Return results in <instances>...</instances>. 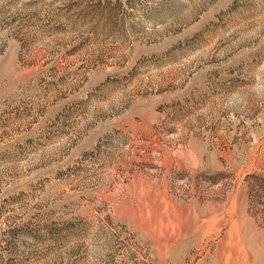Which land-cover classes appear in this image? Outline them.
Segmentation results:
<instances>
[{
  "label": "rangeland",
  "instance_id": "1",
  "mask_svg": "<svg viewBox=\"0 0 264 264\" xmlns=\"http://www.w3.org/2000/svg\"><path fill=\"white\" fill-rule=\"evenodd\" d=\"M0 264H264V0H0Z\"/></svg>",
  "mask_w": 264,
  "mask_h": 264
}]
</instances>
